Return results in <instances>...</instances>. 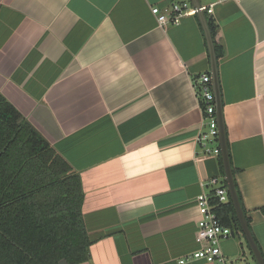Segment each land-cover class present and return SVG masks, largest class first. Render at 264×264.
I'll list each match as a JSON object with an SVG mask.
<instances>
[{"label":"crops","instance_id":"0c3cea01","mask_svg":"<svg viewBox=\"0 0 264 264\" xmlns=\"http://www.w3.org/2000/svg\"><path fill=\"white\" fill-rule=\"evenodd\" d=\"M169 1L0 0V93L80 175L79 264H180L199 247L197 196L224 179L197 142L204 31L196 14L159 25ZM215 1L229 160L264 257V0H200ZM241 233L226 264L250 253Z\"/></svg>","mask_w":264,"mask_h":264},{"label":"trees","instance_id":"16d2710c","mask_svg":"<svg viewBox=\"0 0 264 264\" xmlns=\"http://www.w3.org/2000/svg\"><path fill=\"white\" fill-rule=\"evenodd\" d=\"M206 16L220 58L223 50L215 40L216 24ZM219 165L224 174L220 155ZM234 185L246 216L235 180ZM83 200L80 175L0 93V264L86 261L91 240L82 215ZM211 202L217 204L223 224L242 232L229 194L227 202L217 203L215 198Z\"/></svg>","mask_w":264,"mask_h":264},{"label":"built area","instance_id":"2783aa9c","mask_svg":"<svg viewBox=\"0 0 264 264\" xmlns=\"http://www.w3.org/2000/svg\"><path fill=\"white\" fill-rule=\"evenodd\" d=\"M222 0H217L220 2ZM215 2L202 4L194 7L190 0H170L163 6H152L151 12L155 16L159 25L173 23L179 24L182 16L196 14L203 11L206 15L214 13ZM198 94L200 98V108L204 117V128L197 137V142L201 145L205 154L220 155L218 145V120L216 114L215 96L212 86V78L209 73H201L198 77ZM209 183L213 186L210 192H201L197 196L198 202V227L196 231V241L199 247L179 260L183 264L189 260H202L209 264H226L227 258L224 255L221 243L233 235V230L222 223L215 207L212 203L216 199L217 203H224L228 200V190L223 178L214 176Z\"/></svg>","mask_w":264,"mask_h":264},{"label":"water","instance_id":"95a60500","mask_svg":"<svg viewBox=\"0 0 264 264\" xmlns=\"http://www.w3.org/2000/svg\"><path fill=\"white\" fill-rule=\"evenodd\" d=\"M190 2L192 3L194 7H199L201 3L200 0H190ZM196 15L202 25L208 51H209L210 75L212 78V86H213V92L215 96L216 114H217V120H218V143L220 147V155H221L222 162H223L224 179L226 181L228 194L233 203L236 216L240 223L244 238L247 241L253 253L255 261L257 262V264H264V257L250 230V227L248 225L246 216L241 207V204H240V201H239L236 189H235V185H234V177H233V172H232V168L230 165L228 147H227V141H226L224 117L222 114V102H221V93H220V87H219L218 67H217V55H216V51L214 47V41L212 38L210 28L207 23L206 14L203 11H198Z\"/></svg>","mask_w":264,"mask_h":264},{"label":"rangeland","instance_id":"374dc122","mask_svg":"<svg viewBox=\"0 0 264 264\" xmlns=\"http://www.w3.org/2000/svg\"><path fill=\"white\" fill-rule=\"evenodd\" d=\"M245 251H246V256L242 257V255L240 254V256L238 257L239 260L236 261V264H256V261L253 259L252 255H250L247 248H245Z\"/></svg>","mask_w":264,"mask_h":264}]
</instances>
